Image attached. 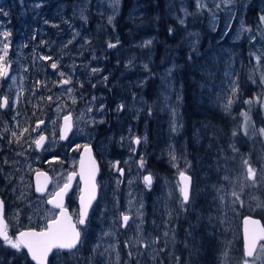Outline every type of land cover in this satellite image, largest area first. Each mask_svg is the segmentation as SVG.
I'll list each match as a JSON object with an SVG mask.
<instances>
[{
  "label": "rangeland",
  "instance_id": "1",
  "mask_svg": "<svg viewBox=\"0 0 264 264\" xmlns=\"http://www.w3.org/2000/svg\"><path fill=\"white\" fill-rule=\"evenodd\" d=\"M144 1L8 0L9 6L0 0V28H10L13 41L3 61L8 74L0 76V95L8 97V106L0 108L5 217L18 227L52 217L53 208L33 192L30 180L42 163L33 143L42 128L36 123L48 115L53 137L57 115L71 107L73 138L92 142L99 167L98 196L79 226L82 242L71 264H253L256 257L255 264H264V240L248 257L239 231L245 213H256L264 225V0H201L200 9L196 0ZM248 3L255 5L252 17L245 14ZM144 12L151 28L145 19L130 24ZM157 30V43L144 46ZM176 48H183L186 61L185 52H192V98L228 115L223 143L207 119L186 123ZM53 61L58 69H46ZM69 77V84L60 83ZM78 143L66 147V167L76 162ZM244 160L256 170L254 179ZM180 171L191 177L183 208ZM147 175L151 187L145 186ZM65 205L76 221V197ZM122 213L130 217L126 226ZM26 260L19 264H31ZM68 262L62 253L51 255L49 264Z\"/></svg>",
  "mask_w": 264,
  "mask_h": 264
},
{
  "label": "snow or ice",
  "instance_id": "2",
  "mask_svg": "<svg viewBox=\"0 0 264 264\" xmlns=\"http://www.w3.org/2000/svg\"><path fill=\"white\" fill-rule=\"evenodd\" d=\"M118 2V0H117ZM226 3H230L231 0H225ZM197 8H203L205 5L201 3V0H196ZM219 7V5H217ZM3 10L0 9V12ZM4 15H7V13H3ZM185 15H188L187 11L185 10ZM261 21H264V16L260 17ZM112 22V17H109V23ZM180 24H184L185 21L183 19H180ZM173 29L169 28V32L171 33ZM4 41L3 42V55H0V76H7V69L3 65V61L5 57L8 54L9 44L6 42L7 37L10 35L8 32H4L3 34ZM68 43H71L69 41ZM118 43V42H117ZM152 41L148 40L145 41L144 46L151 45ZM109 48L116 47V44L109 43ZM191 58V57H189ZM41 59L43 60H50L51 57L42 56ZM145 68H147V65H144ZM51 68L56 70L58 69V61H53L51 64ZM93 72L99 71V69H92ZM171 72V70H169ZM61 76H64L63 72H60ZM107 77H105V80ZM71 82V78L63 79L60 81L62 84H69ZM67 91H71V89H67ZM233 94L236 92V88L234 87L232 89ZM49 100L51 97L48 98ZM246 103H251V101H246ZM232 104L231 98L228 100V104L225 106L226 110L229 108ZM8 106V97L0 98V107H6ZM120 109L123 108V105L119 106ZM91 111V109H89ZM71 114H68L64 116V122H65V130H68L71 128ZM247 119V117H246ZM44 121H39L36 125V129L40 128V125H42ZM102 123V121H101ZM36 129H33V131H36ZM25 132L28 131V129H24ZM261 133H264V128L260 129ZM15 136L16 133H13ZM235 135V133H233ZM66 136V131L64 134L61 135V139H64ZM47 138L44 135H39V139L35 140L33 143L37 148L42 147L43 142ZM135 143L139 144L140 139L136 138ZM79 147V146H78ZM235 151V149H233ZM87 151V148H86ZM173 160H175V156H173ZM243 164L247 166V172L246 175L248 178H255L256 170L252 168L251 164L248 160H244ZM141 167H143V159L141 160ZM122 172V170H120ZM95 174H96V167H95V161L91 160L89 158V165L87 169H85L84 160L83 157L81 158V179L85 181L86 185V191H87V198L85 197L84 193L80 196L81 201V209L79 213V221L78 223L80 225H85L86 223V217L88 215V207L91 205L92 201L96 198V185L94 183L95 180ZM74 174H70L68 177V180L71 181ZM181 180L183 181V186L180 188V192L182 195L181 200V207L183 208L185 205H187L190 202V181L191 177L187 176L184 171H180L179 173ZM227 179V178H226ZM144 182L146 187H151L152 183V177L151 175H147L144 177ZM70 184L65 183L64 186L55 193V196L53 199L48 200V203L53 204L55 207L61 209V216H65V211L63 209L62 204V196L67 192L69 189ZM37 192H43L44 189L41 187H37ZM233 196L238 198V193L235 191L232 193ZM3 206L4 202L3 200H0V236H2L4 243L9 245L12 249H15L16 252L21 253V256H27L30 255L31 259L36 261L37 264H47V258L50 253L54 257H60L63 253L64 255L69 257L68 264H71V261L76 258V252L79 250V245L82 242V234L81 230L78 229L75 225L71 224H65L59 217L57 219H54L49 222L47 227L39 232L36 231H22L19 233V235L13 240L11 237L8 236L6 228L7 225L3 223ZM142 207V205H141ZM124 225H127V222L129 221L130 217L126 214H121ZM253 223H258L257 221H253ZM260 236H254L253 239L248 243L247 245V251L246 256L252 257L253 256V249L255 248V241L258 238H264V229H260ZM167 235V233H165ZM142 243V242H141ZM127 246V242H126ZM144 247H148L147 244H143ZM26 249L27 252L24 253L22 250ZM53 250H56L55 252ZM64 250H67L66 252ZM261 250H264V245L261 246ZM132 253L129 252V256H131ZM255 259H258L256 257ZM255 259L253 260V264H255ZM244 264H248V261L245 260Z\"/></svg>",
  "mask_w": 264,
  "mask_h": 264
},
{
  "label": "trees",
  "instance_id": "3",
  "mask_svg": "<svg viewBox=\"0 0 264 264\" xmlns=\"http://www.w3.org/2000/svg\"><path fill=\"white\" fill-rule=\"evenodd\" d=\"M2 3L7 4L8 0H1ZM143 2L145 3V1L143 0ZM10 4H7L9 6H11V2H9ZM255 5L253 3H248L246 4V17L247 16H253L254 12H255ZM8 12V11H7ZM12 12V11H11ZM9 13V12H8ZM145 19V22L148 23L145 27L151 28L150 26L153 25V20H151V18H149L147 16V14L144 12L143 15L140 16H135L133 17L130 22V24L134 25L137 24L136 26H139V24H141L140 22L138 23V21H141ZM252 18H250V20L248 22H251ZM3 27L0 28V41H4V37H3V33L8 32L10 33V35L7 37V43L9 44V51L11 48V44H12V32L10 28H6L2 30ZM151 31V30H148ZM161 37L159 35V30L156 31L155 35H153L152 37V44L157 43V38ZM172 39V38H170ZM168 39L165 42H167L166 44H168L171 40ZM180 42H182V40L179 38ZM174 44V47H178V45H180L179 42H172ZM0 47L3 48V42H0ZM177 51V48H176ZM179 53H175V59H176V66H175V72L181 82L182 85V113L185 117L186 123L187 121L190 120V118L195 117L198 118H205L207 119V121H209L212 125H215L217 128H219V140H222L221 143H223V140H226V136L228 134V128L230 126L229 124V119H228V115H222L220 113H218L215 110L206 108V106H202L198 103H196L195 99L192 98L191 96V90L193 89V83L190 81L191 77H192V67H193V63L192 61L190 62V55H192V52L190 51H186L184 55H186V58H188L189 60H185V58L183 56H181V54L184 53L183 48H181V50H179ZM177 51V52H178ZM165 53H162V55L164 56ZM160 55V54H159ZM46 65V64H45ZM45 68L47 69V65L45 66ZM242 76V74H241ZM1 84V83H0ZM244 85V83H242ZM247 88H251L253 87V85L249 84L248 86H246ZM247 90V89H246ZM234 116V115H232ZM234 119V117H232ZM220 121V122H219ZM234 121V120H233ZM213 132V131H212ZM231 131L229 130V133ZM226 134V136H225ZM210 144L211 143V139H209L208 141ZM209 144V145H210ZM157 164H162L161 161H156ZM254 215H257L256 213ZM23 251V250H22ZM24 252V251H23ZM15 255V256H14ZM26 258V256H21V253L17 254L14 252L13 249H9V247H5L4 246V242L0 241V264H19V262L23 259ZM27 262V260H26ZM28 264V263H27Z\"/></svg>",
  "mask_w": 264,
  "mask_h": 264
},
{
  "label": "water",
  "instance_id": "4",
  "mask_svg": "<svg viewBox=\"0 0 264 264\" xmlns=\"http://www.w3.org/2000/svg\"><path fill=\"white\" fill-rule=\"evenodd\" d=\"M8 66H9L8 63H6L5 66H4L7 69V71H8ZM48 67H49L50 70H52L51 64H49ZM3 77H5V76H3ZM1 98H3V97H1ZM68 114L69 113L63 115L61 117V119H60V125H59V137H60V139H61V135L64 134L65 131H66V134H68V132L71 130V128L68 129V130H65L64 116H66ZM70 123H71V121H70ZM71 127H72V124H71ZM39 135H42V134H39ZM39 135L36 137L35 140L39 139ZM34 146H35V144H34ZM86 148H87V151H86ZM35 149H39V148H37L35 146ZM82 157H83V160H84L85 169H87V167L89 165V158H91V160H94L95 161L96 174H95L94 183L96 185V198L92 201V203L94 201H96L97 195H98L97 184H96V177L98 176V173H99V167H98V163L96 161V158H95V156L92 153V150H91L90 145L89 144H85V145H82L81 146V149H80V151L78 153V157H77V160H76L75 173H74V175L76 174L78 176V180H79V189H78V193H77V197H76V205H77V218H76V221L73 219V217L70 214L67 206L65 205V197H63L64 195L62 196L61 199H62L63 209L65 211V216H63V217L61 216V209L60 208H57L53 204L48 203V200L53 199L54 196H55V193L58 192L64 186V184H65L64 183L62 185V187L57 188L56 190H54V194L52 195V197H48L46 199V202L53 209H55L54 216L51 217V218L46 219L44 221V223H43L44 225L42 227H39V228H35V227H22V228L17 229V231H15V233H14V237L15 238L22 231H36V232H39V231L45 229L47 227V225L49 224L50 221H52L54 219H57L58 217L65 224L75 225L78 229H79V226H82V225H80L78 223V221H79V213H80V209H81L80 196H81L82 193H84L85 197L87 198V191H86L85 181L83 179H81V175H80V173H81V158ZM177 178H178V180L180 182V185L182 187L183 186V181L181 180V177H180L179 173L177 175ZM71 182H72V180L71 181L68 180L66 183L71 184ZM48 183H49V177H48V175L45 172H43L40 169H36V170L33 171V173H32V189H33V192H35L38 195H42L44 193L45 188L48 185ZM38 186L41 187V188H43L44 191L43 192H37L36 189H37ZM92 203L88 207V213H89L90 207L92 206ZM126 215H128V214H126ZM120 219H121L122 225H124L122 216L120 217ZM253 221H257L258 223H253ZM260 229H264V225L262 223V220L258 216L253 215V214H249V213H246V214H243V215L240 216V218H239L240 242H241L242 251H243V253L245 255H246L248 243L253 239L254 236H260L261 235L260 234ZM263 240H264V238H258V239H256L255 245L257 246L258 243L260 241H263ZM256 246H255V248H256ZM255 248L253 249V252H254ZM23 250H24L25 253L27 252L26 249H23ZM64 251H67V250H64ZM50 255H51V253L49 254V256ZM26 257H27V259L32 264H37L36 261H34V260L31 259V256L30 255H27ZM47 261H48V258H47Z\"/></svg>",
  "mask_w": 264,
  "mask_h": 264
},
{
  "label": "flooded vegetation",
  "instance_id": "5",
  "mask_svg": "<svg viewBox=\"0 0 264 264\" xmlns=\"http://www.w3.org/2000/svg\"><path fill=\"white\" fill-rule=\"evenodd\" d=\"M6 63H8V62H6ZM48 69H49V67H48ZM2 78H4V77L2 76ZM1 97H4V96L0 95V98ZM0 108H3V107H0ZM72 111H73V109L70 107V108H68L66 110L60 111V113L57 115V119L54 121L53 137L51 135V132H50L49 128L46 125L47 124L46 119H47L48 115H46L45 117H43L42 120H40V121H44V123L42 124L41 130L37 133V136L39 134H42V135H44L47 138L43 142L42 147L39 148V149H41V161H42V163L40 165V170L45 172L48 175V177H49V183L46 186L44 193L42 194V196L44 197L45 201H46V199L48 197H52V195L54 194V190H56L57 188L62 187V185L68 181V177H69L70 174H74L75 173L76 162L73 165L66 167L67 166L66 158L63 157L64 152L66 151V147H68L71 144L79 142L76 138H73L74 130H73V115H72ZM67 113L71 114L72 127H71V130L68 132V134H66L65 138L64 139H60V137H59L60 119H61V117L63 115H65ZM37 122H39V121H37ZM35 139H34V141H35ZM85 144H89L90 145L92 153L94 155V151H93V147H92V142L91 141L82 142V143L79 142L78 143L79 147H77V152H76V160H77V157H78V153H79V151L81 149V146L85 145ZM34 148H35V146H34ZM39 149H35V150H39ZM58 171L62 172V177L60 179L57 177V172ZM32 173H33V171L30 174L31 184H32ZM188 176L190 177L189 174H188ZM190 183H191V181H190ZM78 189H79V180H78V176L75 174V175H73L72 182L70 184L69 190L63 196V197H65V204L67 203L68 197H77ZM3 196L4 195L0 191V200H3V202H4L3 212H2L3 223L7 225V228H6L7 234H8L9 237L12 238V237H14L15 231H17V229L22 228V227H18V224L16 225V224L10 223L8 221V219L5 217V214H6V211H5V205H6L5 200L6 199ZM47 205H49V204L47 203ZM54 213H55V209H53L52 216L54 215ZM73 218H74V216H73ZM42 226H43V224L42 225H37V226L30 225V226H27V227L39 228V227H42ZM0 241H3L2 236H0ZM54 251H56V250H54ZM51 255H52V253H51ZM51 255L48 257L47 264H49V261L51 259Z\"/></svg>",
  "mask_w": 264,
  "mask_h": 264
},
{
  "label": "bare ground",
  "instance_id": "6",
  "mask_svg": "<svg viewBox=\"0 0 264 264\" xmlns=\"http://www.w3.org/2000/svg\"><path fill=\"white\" fill-rule=\"evenodd\" d=\"M219 122H220V121H219ZM102 133H104V132H102L101 130L98 131L97 136L100 135V134H102ZM4 164H5V163H4Z\"/></svg>",
  "mask_w": 264,
  "mask_h": 264
}]
</instances>
